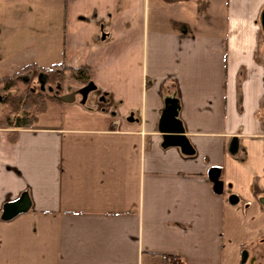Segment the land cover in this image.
<instances>
[{
	"label": "crops",
	"instance_id": "obj_1",
	"mask_svg": "<svg viewBox=\"0 0 264 264\" xmlns=\"http://www.w3.org/2000/svg\"><path fill=\"white\" fill-rule=\"evenodd\" d=\"M41 2L55 31L22 52L56 62L0 68L95 88L0 124V264H264V0ZM171 101L190 153L159 130Z\"/></svg>",
	"mask_w": 264,
	"mask_h": 264
},
{
	"label": "rangeland",
	"instance_id": "obj_2",
	"mask_svg": "<svg viewBox=\"0 0 264 264\" xmlns=\"http://www.w3.org/2000/svg\"><path fill=\"white\" fill-rule=\"evenodd\" d=\"M43 7L44 4L41 2V0H0V43L3 44L2 48L0 45V56L17 54V57L23 60L22 62H25V64L36 60L40 64L48 66L53 62H56L54 59L49 58L50 54L45 55L40 51L33 53L32 51L27 52L26 49L25 52H22V49L25 46L27 47V45L30 43L41 41L43 32H45L44 29L46 27L49 28L50 26L52 32L55 31V25L52 23L54 21H51L49 18L51 12L48 10L44 12ZM58 22L60 23V21ZM55 56L57 58L56 54ZM9 72L11 73V70L9 71L8 68H0V77L4 74L9 75ZM20 79L23 80V83H27L29 87L21 83L19 85L20 90H18V92L23 91V93H26L28 89L39 91V86H44L42 93L50 95L55 99H58L60 95L70 93L77 87L81 86V83L71 78L69 72L67 71L63 73L62 82L56 83L53 86L47 84L46 78L45 82L41 84L39 80L44 79L43 75L39 76V71L35 69L20 74ZM49 88H52V90L49 91ZM0 95L1 99L5 95L1 86ZM49 105L50 103H47V106L45 105V107L47 108ZM21 109L22 108H20L18 112H13L11 111V106L8 103H3L0 100V124L12 125L18 117L24 115ZM43 113L44 112H41L39 115ZM48 114L49 116L51 115L50 111ZM5 117H9L11 120L10 124H7V122L4 121ZM53 120L54 119H50L49 121Z\"/></svg>",
	"mask_w": 264,
	"mask_h": 264
},
{
	"label": "trees",
	"instance_id": "obj_3",
	"mask_svg": "<svg viewBox=\"0 0 264 264\" xmlns=\"http://www.w3.org/2000/svg\"><path fill=\"white\" fill-rule=\"evenodd\" d=\"M163 1L172 3L184 0ZM32 69H35L45 75L47 84L50 86H53L56 83H61L63 80V73L66 71L69 72L71 78L83 85L91 82V74L87 67L82 66L78 68H71L61 64L52 65L47 68H41L35 65H27L13 75L0 77V86L5 93L1 101L3 103H8L11 106V111L13 112H18L19 109L22 108L21 110L23 111L24 115L18 117L13 123L18 127H27L33 125L38 118L37 115H39L41 112H45V105L47 106V103L61 102L50 95L43 94L41 86H39V91L28 89L26 93H23V91L18 92V90H20L19 85L23 83V80L20 79V74L28 72ZM23 85L29 87L27 83H23ZM4 121H6L7 124L11 123L9 117H5Z\"/></svg>",
	"mask_w": 264,
	"mask_h": 264
},
{
	"label": "water",
	"instance_id": "obj_4",
	"mask_svg": "<svg viewBox=\"0 0 264 264\" xmlns=\"http://www.w3.org/2000/svg\"><path fill=\"white\" fill-rule=\"evenodd\" d=\"M262 27L264 30V15L262 16ZM94 84L92 82L86 84L79 90V94L82 97V102L85 101L87 94L93 90ZM1 98V97H0ZM75 99V93L63 94L59 97L62 102H72ZM177 104L174 101L169 102L163 111L160 122L159 130L163 134V140L166 145L179 146L184 153H190L191 149L183 135V128L181 123L177 119L176 112ZM220 183L216 184V190L220 191ZM231 202H235L236 198L231 197ZM260 202L264 205V196L260 199ZM29 207V201L26 195H22L19 199L8 202L4 205L2 211V217L5 219L11 218L20 212L26 211ZM246 254V253H245Z\"/></svg>",
	"mask_w": 264,
	"mask_h": 264
},
{
	"label": "flooded vegetation",
	"instance_id": "obj_5",
	"mask_svg": "<svg viewBox=\"0 0 264 264\" xmlns=\"http://www.w3.org/2000/svg\"><path fill=\"white\" fill-rule=\"evenodd\" d=\"M45 78H46V77H45ZM43 87H44V86H41V89H43ZM48 90L51 91L52 88H49ZM244 262H245V255H244L243 258H242V263H244Z\"/></svg>",
	"mask_w": 264,
	"mask_h": 264
},
{
	"label": "built area",
	"instance_id": "obj_6",
	"mask_svg": "<svg viewBox=\"0 0 264 264\" xmlns=\"http://www.w3.org/2000/svg\"><path fill=\"white\" fill-rule=\"evenodd\" d=\"M171 264H177L176 262H171Z\"/></svg>",
	"mask_w": 264,
	"mask_h": 264
}]
</instances>
